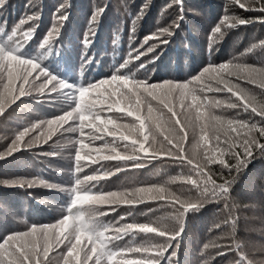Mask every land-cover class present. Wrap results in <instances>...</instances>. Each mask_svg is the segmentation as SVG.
I'll list each match as a JSON object with an SVG mask.
<instances>
[{"label": "snow or ice", "instance_id": "6c2138e0", "mask_svg": "<svg viewBox=\"0 0 264 264\" xmlns=\"http://www.w3.org/2000/svg\"><path fill=\"white\" fill-rule=\"evenodd\" d=\"M175 4L180 9L176 19L144 37L138 47L130 49L128 58L115 67L110 77L79 87L59 79L40 63L52 50L53 33L58 34L59 28L53 26L40 42L39 48L45 52L35 58L21 54L24 46L35 37L38 25L31 22L38 20V15L22 18L7 39L0 42V117L22 98L32 96L34 91L42 96L58 93L68 105L61 115L17 132L5 153H0V158L29 148L41 138L47 143L61 130L75 134L68 141L73 149L72 183L67 189H61L68 196L64 214L54 223L31 224L26 230L5 236L0 240V264H52V253H57L58 264H161L162 261L178 264L173 258L177 256L178 238L184 232L186 215L198 212L209 199L224 200L225 208H228L227 200L235 183L233 172L239 173L246 168L255 154L264 156V61L255 64L241 59L258 48L264 50V40L253 43L240 57L205 66L185 81L150 83L147 79H137V71L146 65L141 62L134 71L130 67L133 60L155 54L158 47L171 43L170 38L180 30L185 18L183 0H175ZM231 6L261 15L256 18L230 15ZM63 10L64 5H61L58 9L61 25L67 20ZM104 11L106 8H98L93 13L90 30ZM256 22L264 24V0H230L225 14L211 29L210 47L222 40L227 30ZM132 31L135 32V28ZM90 43L86 37L84 44ZM156 58L153 55L150 62ZM38 80L41 81L39 84L36 83ZM253 88L259 89V93ZM221 94L227 99L218 98ZM225 109L237 111L231 117L217 114L216 110ZM105 111L119 115H102ZM241 113L250 118H239ZM37 128L44 129L41 136L26 141L29 133ZM189 130L196 139L191 153L186 154L184 143ZM156 160L187 167L188 174L131 190L104 192L97 188L101 180L125 168H143L145 162ZM107 162H115L114 171L106 167ZM216 165L222 170L220 182L213 171ZM88 168L92 169V174L85 172ZM178 182L187 185V191L195 192L196 196L186 197L184 190L173 191L170 185ZM0 183L32 186L31 181L19 179ZM44 186L59 187L55 184ZM147 201L171 206L174 211L167 215L174 224L163 223L162 217L143 223L135 219L125 223L102 219L108 214L105 206L126 205L131 216L138 205ZM109 211H115V208L110 207ZM123 220L125 217L121 216L120 221ZM223 223L232 226V245L210 241L204 244V249L227 248L238 254L235 264H254L242 250L243 246L234 239L235 219L229 216ZM125 237H131L133 241L141 237V240L124 246L116 243ZM156 238H162L163 242L153 243ZM169 249L172 251L166 255ZM226 254L222 250L216 253L217 256Z\"/></svg>", "mask_w": 264, "mask_h": 264}, {"label": "trees", "instance_id": "16d2710c", "mask_svg": "<svg viewBox=\"0 0 264 264\" xmlns=\"http://www.w3.org/2000/svg\"><path fill=\"white\" fill-rule=\"evenodd\" d=\"M25 1L3 0L2 2L0 0V42L7 39L13 27L22 18L26 19L33 14L40 16L43 13L40 20L31 22L38 25L37 21H39V25L34 39L24 46L21 54L35 58L38 54L45 52L46 50L39 48L40 42L53 26L59 28L58 34L53 33L52 50L47 52L40 63L50 73L75 87L110 77L115 67L128 58L130 49L138 47L144 37L156 32L160 27H166L176 19L178 15L167 14V10L171 8L168 5L179 8L175 0H155L154 9L149 11L150 14L140 16V6L143 7L145 3L143 1L147 0L127 1L130 6L126 10L128 15L122 20L123 22H118L120 9L112 10V7L107 4L109 0H37L32 11L30 8L26 10ZM61 5H64L63 12L67 15L63 26L58 21V16L61 14L58 9ZM228 6L226 2L221 4L220 0H183V8L188 10L189 16H185L180 30L170 38L171 43L158 47L155 54H148L146 57H141V60H133L130 64L134 71L141 62L146 65V68L137 71V79H147L150 83L164 80L185 81L209 64H219L233 57H240L247 47L244 46L245 43L243 45L239 43V46H236L235 39L229 42L231 37L235 38L234 34L246 32L244 37L255 35L258 38L257 43L264 40V24L256 22L227 30L223 39L217 40L210 47L211 29L225 14ZM98 8H106V11L97 17V22L91 25L90 30L91 18ZM161 8L162 12L157 14ZM233 13L245 18H256L261 15L258 12H245L239 7H236L235 11L231 7L228 14ZM155 16H157L156 19ZM136 17L137 23H135ZM27 27V24L23 26L25 29ZM133 28L135 32L132 31ZM86 37L91 41L87 46L84 44ZM153 55L158 58L150 62L153 61ZM258 55L261 57L258 58ZM241 59L247 63L259 64L264 61V50L258 48ZM40 82V80L36 81L37 84ZM253 91L259 93V89L253 88ZM218 98L227 99L222 95ZM12 107L15 109L9 124H14L12 127L15 134L22 131L24 127H31L40 121L52 119L68 109V105L58 93L51 95L45 93L42 96L38 91H34L32 96L22 98ZM216 111L217 114L231 117L237 110ZM102 115L119 114L105 111ZM239 118L249 119L250 117L246 113H241ZM255 119L258 120L259 117ZM43 131L44 129L37 128L26 138L41 136ZM4 134L0 132V153H5L9 147L3 143V140H7L3 138ZM74 135L63 133L61 130L47 142L48 144L39 143L29 148H22L11 156L0 158V181L19 179L32 182L31 187L27 183L23 187L0 183V240L14 231L26 230L31 224L54 223L64 214L68 196L67 192L61 189H67L72 183L73 149L68 141ZM195 139L196 136L189 130L188 139L184 143L186 154H189V150L191 151ZM53 152L57 154L50 155ZM114 164L115 162H107L106 167L114 171ZM188 171V168L184 166L159 160L150 161L145 162L143 168L128 167L114 176L101 180L97 188L104 192L131 190L136 187L159 184L170 177L187 175ZM213 171L217 173V182H220L219 173L222 170L219 165L213 166ZM223 171L226 173V170ZM85 172L92 174V169H85ZM232 175L235 176V183L227 200L228 208H225L224 200L209 199L198 212H189L186 215L184 232L178 238L179 247L176 248L177 256L173 258L174 262L207 264L206 255H214V247L204 249V244L215 241L219 245H232V226L223 223L229 216L236 221L234 239L243 246L242 250L245 253L243 241L246 235L250 234L252 225L254 223L258 225L261 222V227L264 228V156L255 154L246 168L239 173L233 172ZM228 178L231 179V176ZM44 184H55L59 187L51 189ZM170 187L173 191L184 190L186 197L196 196L195 192L187 191V185L179 182ZM49 202L55 203V206L51 207ZM157 202L147 201L138 205L131 216L128 215L129 208L126 205L118 208L115 205L105 206L104 210L108 214L102 219L112 223L132 222L135 219L143 223L151 219ZM110 207L115 208V211H109ZM121 216H124L125 220L120 221ZM216 224H220L221 227L216 228ZM229 228L232 230L222 235L224 230ZM221 235L225 236L222 243ZM140 240L141 237H137L135 241L131 237H125L116 243L124 246L139 243ZM161 242L162 238H156L153 241V243ZM171 251L172 249H169L166 255ZM50 257H54L52 264H58L57 253L50 254ZM215 257L219 256L215 255ZM161 264H167V261H162Z\"/></svg>", "mask_w": 264, "mask_h": 264}, {"label": "rangeland", "instance_id": "374dc122", "mask_svg": "<svg viewBox=\"0 0 264 264\" xmlns=\"http://www.w3.org/2000/svg\"><path fill=\"white\" fill-rule=\"evenodd\" d=\"M113 1H115V3ZM127 1H134V0H109L108 3H107L108 6L110 5V7H112V10H114V11H117V10L120 9V14H118L119 16L117 18L118 22H123L122 20L126 18V15H128L126 10L129 9L130 6H129V4H127ZM2 2H3V0H2ZM25 2H26L25 7L27 6L26 10H27V8H30L31 11H32V9L34 8L33 6H35L37 0H26ZM143 2H145V3H144L143 7L140 6V10L143 9V12L140 11L141 12L140 16H146L149 13L150 10L154 9V5H155V0H147V1H143ZM220 2H221V4L224 3V2H226V4H229L230 0H220ZM158 3H156V5ZM99 4H101V2ZM231 7L235 11V8L238 7V6H231ZM183 9H184V17L185 16H189L188 10L185 9V8H183ZM165 10H163V12H165ZM160 12H162V8H161V11L157 12V14H159ZM42 14L43 13L40 14L38 20L41 19ZM152 14H153V12H152ZM167 14L168 15H176L177 16L179 14V8L177 9V8H175V6H172L171 8H169L167 10ZM156 18H157V16H155V19ZM137 19L138 18L136 17L135 18V23H137V21H138ZM155 21H157V20H155ZM37 22H38V25H39V21H37ZM64 24L65 23L62 22V26ZM138 24H139V22H138ZM245 33H236V34H234L235 38L231 37L229 39V42H231V41H233L235 39L236 41L234 40L235 41L234 43H235L236 46H239L238 45L239 43H241V45H243L245 43L244 46H246L247 49L253 43H257L258 38L255 37V35L254 36H248V37L245 36L246 37L245 38L244 37ZM260 57L261 56L258 55V58H260ZM222 96H224V95H222ZM14 109H15V107L9 108L7 113L5 114V116L0 117V123H1L0 132H4L5 133L3 138L7 139V140L6 141L3 140V143H6V145H10L12 139L15 137V133H14V130H13V127H12V126H14V124L13 123H11V125L9 124L10 123L9 120L12 117V113H13ZM9 137H11V138H9ZM25 139H26V141L28 140L27 138H25ZM39 143L40 144L43 143L42 138H41V140H39L37 142H34L33 145H36V144H39ZM38 150H40V149H38ZM190 153H191V151L189 150V154ZM48 204L51 207L55 206V203H53V202H49ZM155 207H156V210H155V213L151 215V219H157V218H161L162 217L163 218V220H162L163 223H166L169 226H172L174 224V221L167 214L173 212L174 209L171 208V206L164 205L162 202H157V205H155ZM244 224H246V223H244ZM231 230H232L231 228L224 230L222 235H224L225 233H228ZM222 235H221V238H222L221 243L225 239V236L223 237ZM242 239H243V237H242ZM243 243L245 245L244 249L246 250V255L248 256V258L253 260L254 264H264V228L261 227V222L258 225H256V223H254L252 225L250 234L246 235V239H244ZM213 249H214V255H211V254L206 255V261H208L207 264H209V262H210V264H235V260H237L239 258L238 254L235 251L226 252V251H228L227 248H221V249L213 248ZM218 250L225 251L227 254L225 256H219L218 258H216L215 255H216Z\"/></svg>", "mask_w": 264, "mask_h": 264}]
</instances>
